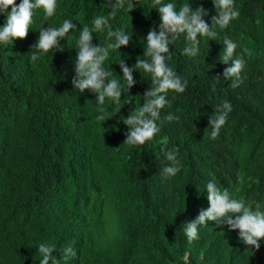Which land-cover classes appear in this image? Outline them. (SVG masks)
Segmentation results:
<instances>
[{"label":"trees","instance_id":"1","mask_svg":"<svg viewBox=\"0 0 264 264\" xmlns=\"http://www.w3.org/2000/svg\"><path fill=\"white\" fill-rule=\"evenodd\" d=\"M170 2L179 7L189 0H162ZM105 3L57 0L52 17L34 10L25 39L0 44V264H39L41 243L56 245L58 260L71 244L77 256L66 264H184L185 253L190 264H264V241L258 251L246 247L238 230L210 221L189 242L183 225L209 207V181L249 204L264 202V0H235L239 17L217 28L215 41L201 38L195 57L184 54V35L170 46L168 64L188 86L184 93H168L160 115L179 119L142 146L124 143L123 112L71 84L77 34L91 27L95 15L111 11ZM135 3L130 13L117 10L110 23L132 35L127 47L138 52L142 35L152 27L158 31L160 18L154 0ZM190 3L208 11L210 25L218 11L211 0ZM6 15L0 14V27ZM65 19L76 30L60 41L63 51L32 49L42 26L59 27ZM93 35L94 46L97 36L108 40L106 31ZM225 37L246 61L236 88L223 77L230 63L219 59ZM31 53L39 58L32 61ZM224 101L232 111L211 139L208 119ZM102 114L110 119H97ZM165 140L167 150H178L181 170L160 182ZM12 169L16 180L8 190Z\"/></svg>","mask_w":264,"mask_h":264},{"label":"clouds","instance_id":"2","mask_svg":"<svg viewBox=\"0 0 264 264\" xmlns=\"http://www.w3.org/2000/svg\"><path fill=\"white\" fill-rule=\"evenodd\" d=\"M211 2L218 11H215L216 15L212 16L209 25L204 19L209 15L208 11L203 7L193 10L190 0L179 7L172 2L162 3V0H154V4L159 5V30L152 27L147 35H142L137 47L138 52L127 47L130 46L132 35L123 30H113L110 23L117 10L125 9L127 13L134 11L135 0H106L105 7L111 11L107 15H95L90 23L91 27L80 29L78 38L75 39L78 43L72 87L81 94L87 90L96 96L99 105H112L124 113L126 119H123L122 123L128 129L124 143L142 146L158 135L161 129L167 134L170 125L179 119L172 113L167 116L160 115L161 110L169 104L168 93H184L188 86L187 80L168 64L171 58L170 46L184 35L188 41L183 50L184 54L195 57L199 53L201 38L215 41L218 37L216 29L227 28L240 14L235 0ZM57 6V0H20L19 4L16 0H0V14H7L3 27H0V44L12 45L15 39H25L33 23L34 10L42 8L47 17H52ZM75 30L76 26L70 19H65L59 27L42 26L32 49H37L39 53L63 51L60 41L64 40L70 31ZM97 31H106L108 40L103 38L102 41L97 36L99 43L94 46L93 33ZM237 47L236 43L225 37L219 57L221 63H230V66L225 68L223 77L224 80L231 79L232 88L239 87L242 83L241 73L246 68L243 56L236 54ZM110 51H116L115 55L109 56ZM244 52L251 55L247 49ZM121 54L126 57H120ZM30 58L36 61L39 56L31 53ZM106 62L109 65L104 67ZM212 79L219 80L218 77ZM99 111L104 113L102 107ZM231 111L230 102L224 101L217 107L215 115L209 117L208 125L212 127L211 139L218 137ZM97 119L106 121L110 118L102 114ZM162 144V151L167 160L157 177L160 182H168L171 176L181 170V165L177 159L178 150H167L166 140L162 141ZM15 180L16 174L12 169L7 179L8 190L13 187ZM206 199L209 205L207 210L200 211L196 219L183 224L189 242L198 239L199 227L206 226V222L211 221L215 222L217 227L226 225L229 231L238 230L239 239L246 247L259 250L260 242L264 241V202L249 204L244 198H234L228 188L221 190L214 181H209L206 185ZM56 251V245L41 243L38 247L42 257L39 264H61L62 260L66 264L69 259L77 256L71 244L63 249L59 260L53 255ZM182 260L184 264H190L187 253Z\"/></svg>","mask_w":264,"mask_h":264}]
</instances>
